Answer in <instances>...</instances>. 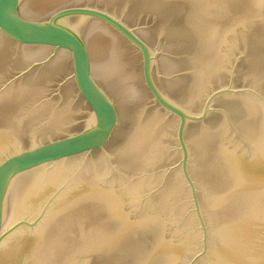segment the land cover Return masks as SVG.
Masks as SVG:
<instances>
[{
  "label": "water",
  "instance_id": "1",
  "mask_svg": "<svg viewBox=\"0 0 264 264\" xmlns=\"http://www.w3.org/2000/svg\"><path fill=\"white\" fill-rule=\"evenodd\" d=\"M0 264H264V0H0Z\"/></svg>",
  "mask_w": 264,
  "mask_h": 264
}]
</instances>
